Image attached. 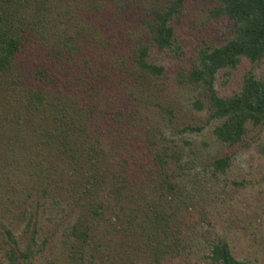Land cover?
Wrapping results in <instances>:
<instances>
[{
    "label": "trees",
    "instance_id": "obj_1",
    "mask_svg": "<svg viewBox=\"0 0 264 264\" xmlns=\"http://www.w3.org/2000/svg\"><path fill=\"white\" fill-rule=\"evenodd\" d=\"M184 1L0 0L4 264H33L57 235L78 264L118 245L146 264L180 263L196 252L195 231L207 218L177 175L182 154L158 144L140 107L128 105L150 103L165 85L150 53L179 50L172 22ZM213 1L208 14L229 21V37L201 51L178 84L196 93L193 108L214 124L217 141L236 149L264 127V75L249 70L227 96L215 82L243 59L264 62V0ZM164 111L174 121V111ZM232 157L213 160V174H225ZM47 209L52 228L39 220ZM202 237L210 264H246L226 236Z\"/></svg>",
    "mask_w": 264,
    "mask_h": 264
},
{
    "label": "rangeland",
    "instance_id": "obj_2",
    "mask_svg": "<svg viewBox=\"0 0 264 264\" xmlns=\"http://www.w3.org/2000/svg\"><path fill=\"white\" fill-rule=\"evenodd\" d=\"M213 2L184 1L182 14L172 22L179 50L153 48L150 53V60L164 68L165 85L158 92V98L153 97L150 103L133 100L128 105L140 107L143 123L158 144L182 154L177 175L196 209L207 218L195 231L196 252L184 261H173L172 264H210L203 251L202 237L210 232L226 236L237 260L264 264V127L252 130L243 145L229 148L214 137L213 123L204 125L205 114L194 110L192 104L196 93L178 84L180 76L188 73L197 62L201 51L220 46L229 37V21L214 19L208 14ZM251 69L258 76L264 75V62L253 66L243 59L236 69L219 72L215 82L218 94L227 96L235 92ZM164 108L174 111V121H169ZM186 124L204 125V128L200 132L181 133L180 128ZM227 154L233 156L230 167L223 175L213 174L212 161ZM235 183L243 185L236 186ZM48 216V209L41 211L39 220L41 225L52 228ZM62 240L61 235H57L37 255L33 264H78L70 258L68 246ZM0 264H4L1 254ZM92 264L146 263L134 253L132 261L128 260L118 245Z\"/></svg>",
    "mask_w": 264,
    "mask_h": 264
}]
</instances>
